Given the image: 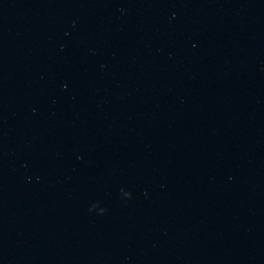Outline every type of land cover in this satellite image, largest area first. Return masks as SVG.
<instances>
[{"label": "water", "instance_id": "95a60500", "mask_svg": "<svg viewBox=\"0 0 264 264\" xmlns=\"http://www.w3.org/2000/svg\"><path fill=\"white\" fill-rule=\"evenodd\" d=\"M0 264H264V0H0Z\"/></svg>", "mask_w": 264, "mask_h": 264}]
</instances>
